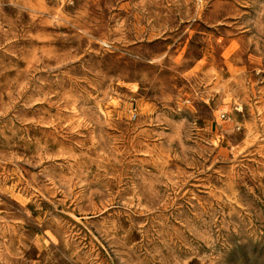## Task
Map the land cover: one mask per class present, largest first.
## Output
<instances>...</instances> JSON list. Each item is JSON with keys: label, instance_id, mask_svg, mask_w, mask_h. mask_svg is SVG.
Wrapping results in <instances>:
<instances>
[{"label": "rangeland", "instance_id": "obj_1", "mask_svg": "<svg viewBox=\"0 0 264 264\" xmlns=\"http://www.w3.org/2000/svg\"><path fill=\"white\" fill-rule=\"evenodd\" d=\"M0 264H264V0H0Z\"/></svg>", "mask_w": 264, "mask_h": 264}]
</instances>
